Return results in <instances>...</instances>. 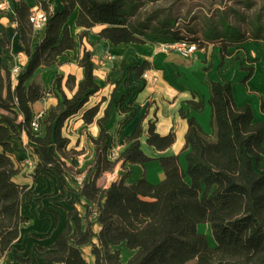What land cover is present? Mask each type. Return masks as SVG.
I'll return each instance as SVG.
<instances>
[{
  "label": "trees",
  "instance_id": "obj_1",
  "mask_svg": "<svg viewBox=\"0 0 264 264\" xmlns=\"http://www.w3.org/2000/svg\"><path fill=\"white\" fill-rule=\"evenodd\" d=\"M148 1L156 0H63L64 9L53 13L47 0H38L48 14L45 34L15 86L8 68L0 63V109L11 114H3L0 119L8 124L0 125V260L13 248L20 228L28 222L21 215V206L30 195L26 186L15 181L20 170L10 156L12 145L8 139L18 135L19 130L27 131L33 142L30 149L38 157L36 175L52 168L65 180L68 168L62 157L68 158L70 153L69 138L63 135L62 128L100 88L95 81L90 51L80 60L85 77L72 97L63 91L60 76L52 89H47L39 78L32 79L39 67L56 64L67 50L75 48L68 19L76 7L78 26L104 25L99 35L115 45L188 40L203 48L208 43H218L225 57L230 47L250 40L264 41V4L250 15L233 7L218 9L202 16L200 25H194L187 19L190 12L183 16L173 4L142 12ZM245 1V8L255 4V0ZM16 11L22 43L30 54V8L22 2ZM147 68L148 64L144 63L135 71L141 76ZM247 70L249 76L244 82L253 73L252 67ZM69 79L75 80L74 76ZM51 92L59 103L50 109L47 117H42V134L34 135L30 128L31 105ZM209 102L218 127L217 141H209L196 119L189 117L186 169L179 155L159 157L165 173L159 183L143 178L128 184L122 178L107 188L97 184V178L113 170L120 160L140 164L153 160L141 148V123L128 138L129 146L119 158L111 160L105 117L99 118L100 131L93 139L95 161L79 192V196L87 197L92 203L86 214L87 228L82 229V218L74 206L66 232L44 254L45 264H87L80 246L89 243L95 235L91 220L94 211L102 224L99 242L93 244L94 264H186L193 259L197 264H264V121H256L249 103L236 102L231 81H212ZM192 104L197 109L202 106L201 102ZM16 108L24 116L19 123ZM99 110V105L85 109L84 121L92 123ZM174 141L173 131L161 135L150 124L147 138L150 146L163 151ZM71 221L75 224L74 231ZM201 223L210 224L214 246L198 230ZM123 243L136 250L126 263L121 261V252L116 248ZM16 261V264L27 262L19 257Z\"/></svg>",
  "mask_w": 264,
  "mask_h": 264
},
{
  "label": "crops",
  "instance_id": "obj_2",
  "mask_svg": "<svg viewBox=\"0 0 264 264\" xmlns=\"http://www.w3.org/2000/svg\"><path fill=\"white\" fill-rule=\"evenodd\" d=\"M47 1L53 13L64 9L63 0ZM22 2L31 8L38 0H15L16 9L21 7ZM78 12L79 8L76 7L68 19L70 32L76 40L75 48L67 50L56 64L39 67L32 79L39 78L47 89H52L56 78L60 76L63 91L72 97L85 77L80 60L86 51H90L95 64V81L100 88L89 97L85 105H99L100 110L92 123L84 121L83 113L73 115L65 121L62 133L69 138L67 150L70 153L68 158L62 157L68 168L64 175L65 180L52 168L41 170L36 175L38 157L30 149L33 142L27 131L19 130L18 135L8 139L12 145L10 156L20 170L15 181L26 186L30 195L23 199L21 206V215L27 218L28 222L22 225L13 248L0 260V264H16V257L27 260L25 264H45L44 254L52 249L58 236L66 232L69 213L74 206L82 218V229L87 228L86 214L92 203L87 197L79 196L82 186L78 184V178L85 179L95 161L96 145L93 139L100 131L99 118L105 117L104 125L110 135V144L113 138L122 142L119 146L121 153L129 146L128 138L141 123V148L146 155L153 158L145 164L118 161L113 170L106 171L97 178V184L103 188L122 178H125L128 184L137 183L143 178L151 183H159L165 178L164 170L158 161V158L163 156L179 155L182 166L186 169L185 149L189 117L196 119L209 141L216 142L218 127L209 102L212 81H231L236 102L249 103L256 121H264V68L255 61V56H259V53L264 56V41L250 40L240 46L230 47L229 54L225 57H222L218 43H208L197 51L193 58L186 60L176 52H162L159 43L152 41L115 45L99 35L104 25L92 28L78 26ZM45 29L35 30L32 27L30 54H27L20 28L14 24L12 18L0 12L2 66L7 67L10 72L11 67L18 64L22 67L23 74L30 65ZM109 55L114 58H109ZM243 58L253 62L241 68ZM144 63L148 64L145 71L157 76L155 81L145 80L143 74L137 75L135 68ZM249 67L253 68V73L244 82L249 76ZM21 75L17 78L11 77L14 86ZM70 76H74L75 80H70ZM30 82L31 80L27 81L26 85ZM192 102H201V108L197 109ZM58 103L59 99L54 92L47 94L42 100L31 105L32 118L39 114L47 117L50 109ZM16 110L19 123L24 120V116L17 108ZM3 114L11 115L8 111L0 109V119ZM127 114L128 118L119 123ZM150 124H154L156 132L161 135L173 131L174 143L163 151L150 146L147 142ZM0 125L8 126L6 122H0ZM112 133H115L114 137ZM29 161L32 164H29ZM91 220L95 235L89 243L80 246L87 264L95 263L93 244L99 242L98 235L102 230L96 211ZM71 226L74 231L73 221ZM198 230L209 240L208 236L212 232L209 223L199 224ZM215 244L214 241L211 246ZM116 248L120 250L121 261L124 263L136 252L129 249L125 243ZM190 261L189 264H193V261Z\"/></svg>",
  "mask_w": 264,
  "mask_h": 264
},
{
  "label": "built area",
  "instance_id": "obj_3",
  "mask_svg": "<svg viewBox=\"0 0 264 264\" xmlns=\"http://www.w3.org/2000/svg\"><path fill=\"white\" fill-rule=\"evenodd\" d=\"M16 4L15 0H0V12L4 15H6L9 18L13 19V22L16 26L19 27V23L16 19ZM29 20L32 24L33 29L35 30H43L47 26L48 21V14L47 12L42 8L41 4L37 3L34 6L30 8V15ZM159 49L164 53L169 52H176L181 57H183L186 60H189L195 56L197 51H199L201 48L198 43L188 41V40H182L177 42H160L159 43ZM109 58H114L113 55H109ZM23 72V69L20 65L14 64L10 69V76L12 78L19 77ZM143 78L145 80H152L155 81L157 79L156 75H150L148 71H145L143 73ZM43 115L39 114L36 115L31 119L30 128L34 135H40L43 132L41 119ZM119 147H115L113 144H110V148L108 150V157L112 160H116L120 156V150ZM29 164H32L31 161L28 162ZM84 178L79 177L78 178V184L80 186L83 185Z\"/></svg>",
  "mask_w": 264,
  "mask_h": 264
},
{
  "label": "rangeland",
  "instance_id": "obj_4",
  "mask_svg": "<svg viewBox=\"0 0 264 264\" xmlns=\"http://www.w3.org/2000/svg\"><path fill=\"white\" fill-rule=\"evenodd\" d=\"M174 1H175V3H173ZM243 1H245V0H156L153 2L148 1L142 7V12H144L146 10H151L153 8L168 7L171 4H173L175 10L177 9L179 11V13L183 16L188 15V12H190L187 19L191 22V24H194V25L199 24L200 25V23H202V20H201L202 16L210 14L213 11H216L218 9H225L227 7H233L234 9H238L241 12H245V13L250 15V14H253L257 9H260L262 7V5L264 4V0H255V2H253L255 4L251 8H245L244 5H245L246 1L245 2H243ZM182 23H183V21H182ZM244 28L246 30H249V26L247 24H244ZM243 57H244V54H243ZM256 60L258 62V65L259 66L261 65L264 68V56L261 53H259V56H257V55L255 56V61ZM241 62L242 63H241L240 67L243 68L245 66L251 65V63L253 61H250L249 59L243 58V60ZM87 108H89L88 105L86 106V108L83 107V109L79 113H83V111ZM77 114H75L74 116H76ZM128 116L129 115L127 114L123 118H121L119 123H123L126 120V118H128ZM119 128L120 127H118V129ZM115 131H117V130H115ZM111 132H112V130H111ZM111 135L114 137L115 133H112ZM112 144L115 147H119L120 145H122V142L113 138ZM118 149L120 150V148H118ZM120 153H121V150H120ZM76 172H78V171H76ZM208 237H209V240H208L209 244L213 245V243L215 241L213 233L210 232V235ZM192 261H193V264H197L196 259H194ZM190 262H188V264Z\"/></svg>",
  "mask_w": 264,
  "mask_h": 264
}]
</instances>
